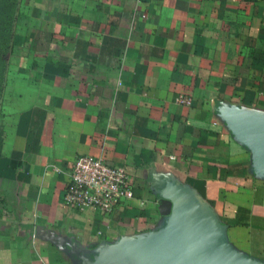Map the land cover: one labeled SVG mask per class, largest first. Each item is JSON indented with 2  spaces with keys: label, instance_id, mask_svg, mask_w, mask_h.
<instances>
[{
  "label": "crops",
  "instance_id": "obj_1",
  "mask_svg": "<svg viewBox=\"0 0 264 264\" xmlns=\"http://www.w3.org/2000/svg\"><path fill=\"white\" fill-rule=\"evenodd\" d=\"M33 1L0 107V264H83L143 240L166 226L170 184L264 264V178L221 114L264 113V0ZM83 155L126 168L134 200L67 206Z\"/></svg>",
  "mask_w": 264,
  "mask_h": 264
},
{
  "label": "water",
  "instance_id": "obj_2",
  "mask_svg": "<svg viewBox=\"0 0 264 264\" xmlns=\"http://www.w3.org/2000/svg\"><path fill=\"white\" fill-rule=\"evenodd\" d=\"M221 114L252 152L255 173L264 178V113L224 107ZM161 211L168 216L162 230L108 245L95 260L81 251L83 264H262L228 246L225 226L194 192L170 184Z\"/></svg>",
  "mask_w": 264,
  "mask_h": 264
},
{
  "label": "built area",
  "instance_id": "obj_3",
  "mask_svg": "<svg viewBox=\"0 0 264 264\" xmlns=\"http://www.w3.org/2000/svg\"><path fill=\"white\" fill-rule=\"evenodd\" d=\"M180 103H188L180 97ZM134 182L124 167L109 165L102 157L83 155L71 167L64 194L67 206L76 210H94L102 215L112 214L135 198Z\"/></svg>",
  "mask_w": 264,
  "mask_h": 264
},
{
  "label": "trees",
  "instance_id": "obj_4",
  "mask_svg": "<svg viewBox=\"0 0 264 264\" xmlns=\"http://www.w3.org/2000/svg\"><path fill=\"white\" fill-rule=\"evenodd\" d=\"M19 0H0V98L6 84L8 56L11 51L13 35V14ZM71 249L72 246H67Z\"/></svg>",
  "mask_w": 264,
  "mask_h": 264
},
{
  "label": "rangeland",
  "instance_id": "obj_5",
  "mask_svg": "<svg viewBox=\"0 0 264 264\" xmlns=\"http://www.w3.org/2000/svg\"><path fill=\"white\" fill-rule=\"evenodd\" d=\"M34 9L35 4L33 0H19L18 6L16 7V10L14 11L12 20H13V35H12V45H11V51L8 56V67H7V73H6V80H7V74L9 71V68L12 66V64L16 63L17 65L21 64L20 58V48L18 47L20 45V42L18 41L17 35L20 34L21 31H24V27L29 25L32 16H34ZM24 51V50H22ZM12 57H15V61L12 60ZM4 96V93H3ZM3 96L0 98V107L1 102L3 99ZM1 113V109H0ZM2 134L3 130L0 125V147L2 145Z\"/></svg>",
  "mask_w": 264,
  "mask_h": 264
}]
</instances>
